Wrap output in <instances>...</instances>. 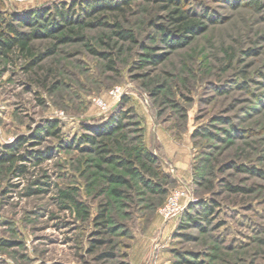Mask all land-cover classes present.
Segmentation results:
<instances>
[{
  "label": "rangeland",
  "instance_id": "obj_1",
  "mask_svg": "<svg viewBox=\"0 0 264 264\" xmlns=\"http://www.w3.org/2000/svg\"><path fill=\"white\" fill-rule=\"evenodd\" d=\"M72 1L0 0V15ZM251 1L184 0L204 29L182 46L162 41V5L136 0L84 40H33L30 70V56L0 54V145L46 119L60 130L27 142L44 158L23 162V174L0 164V264H264V0ZM116 117L153 155V175L109 162V139L91 129ZM175 190L185 196L164 218Z\"/></svg>",
  "mask_w": 264,
  "mask_h": 264
},
{
  "label": "trees",
  "instance_id": "obj_2",
  "mask_svg": "<svg viewBox=\"0 0 264 264\" xmlns=\"http://www.w3.org/2000/svg\"><path fill=\"white\" fill-rule=\"evenodd\" d=\"M136 0H73L72 2H63L52 4L49 8H36L27 10L23 13L20 19L11 18L7 21L0 15V54L8 56L13 52H18L26 57L29 61L26 64V70H30L34 66L39 57L34 56L31 50V42L35 39H50L53 38L59 43H65L72 40H84L82 31L86 27H94L107 25L105 18L110 15H119L130 9ZM154 4H161L167 10V24H159L157 27L162 36V41L169 46H182L188 43V40L193 35L204 29V24L200 20L201 16L194 10L184 7V0H141ZM258 0L251 1L256 5ZM261 7V6H260ZM206 16V12H203ZM20 20L28 31H19L12 21ZM117 27L114 32L121 38H132L126 30L119 28L117 22L114 23ZM100 54L99 52H96ZM103 58H108V54H100ZM156 57L151 56V61L156 62ZM112 59H108L109 63H113ZM111 68V66H109ZM58 121L55 119H46L41 126L34 129L31 136L19 137L13 143L0 145V164L7 163L12 167L14 174H23L25 165L23 162L34 160L36 163L43 161L44 153L42 151L33 150L30 148L24 149L25 145L32 143V146L38 145L42 138L52 136L59 137ZM125 125L118 117L112 118L109 124L101 128L93 127L91 129L100 138L109 139V162L120 163L123 169L129 174H136L143 171L146 174H154L155 159L151 152L145 147L136 145L133 138H129L122 129ZM97 136L92 134H84L80 137L82 143H88L89 147L96 150L97 153H102V150L97 146L101 140H96ZM118 149L121 154L118 156L112 155L115 149ZM23 153H20L22 151ZM17 163V164H16ZM241 171L253 172L243 165L239 166ZM261 173V172H260ZM113 181L122 182L123 178L119 176H111ZM227 187L235 192L242 191L241 187ZM40 189L32 190V193L39 192ZM198 212L205 218L211 213L212 207L203 202H198ZM190 219H192L189 216Z\"/></svg>",
  "mask_w": 264,
  "mask_h": 264
},
{
  "label": "built area",
  "instance_id": "obj_3",
  "mask_svg": "<svg viewBox=\"0 0 264 264\" xmlns=\"http://www.w3.org/2000/svg\"><path fill=\"white\" fill-rule=\"evenodd\" d=\"M118 88H115L111 91L110 94H115L118 92ZM96 103L99 104L102 108H104V104L101 100H96ZM185 196V192L182 190H175L173 191L168 198L166 199L165 203L159 209L160 214L164 218H169L173 214L177 212L179 209V203L182 197Z\"/></svg>",
  "mask_w": 264,
  "mask_h": 264
}]
</instances>
